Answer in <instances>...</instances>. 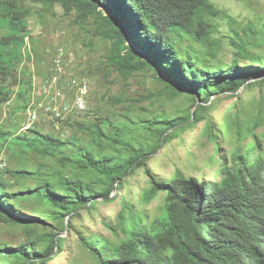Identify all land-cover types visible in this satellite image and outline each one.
<instances>
[{
  "label": "trees",
  "instance_id": "trees-1",
  "mask_svg": "<svg viewBox=\"0 0 264 264\" xmlns=\"http://www.w3.org/2000/svg\"><path fill=\"white\" fill-rule=\"evenodd\" d=\"M56 5L72 24L90 31L88 25L95 22L94 32L110 41V65L126 78L151 66L165 89H171L169 96L189 89L199 95L191 94L194 103L201 102L194 111L150 109L133 116L136 109L110 92L103 98L113 108L93 111L91 117V106L84 119L65 120L75 130L68 137L36 126L24 130L20 124L19 129L0 125V150L17 160L13 167L0 168V221L26 234L16 245L0 244V264H51L65 251L68 235L62 233L74 229L81 210L117 201L140 170L150 181L142 199L150 202L163 194L165 204L150 218L137 203L124 199L115 221L102 217L108 235L94 230L81 234L79 246L90 264H264V130H259L264 128V99L258 112L245 117L250 120L246 125L236 104L221 123L233 150L230 156L220 154L218 189L181 169L164 177L149 164L164 143L204 120L212 135L218 132L207 114L216 108L217 96L239 97L243 88L264 87V23L253 40L243 43L216 25V19L230 23L232 17L213 0H0V107L14 94L22 99V109L32 100L34 87L20 69L25 37L34 11ZM129 38L146 54L128 44ZM225 49L228 63L217 60ZM17 86L21 88L15 91ZM120 105L125 112L114 110ZM177 126L179 130L169 132ZM31 151L60 161L65 170L48 163L47 170L32 168L21 161ZM29 177L35 185L24 186ZM34 199L37 211L24 212L23 202ZM46 215L63 221L60 231L41 232L40 218Z\"/></svg>",
  "mask_w": 264,
  "mask_h": 264
},
{
  "label": "rangeland",
  "instance_id": "rangeland-1",
  "mask_svg": "<svg viewBox=\"0 0 264 264\" xmlns=\"http://www.w3.org/2000/svg\"><path fill=\"white\" fill-rule=\"evenodd\" d=\"M214 3L224 9L232 20L228 23L222 19H216V25L222 29H228V32L236 37L237 40L247 43L253 40L258 31V27L264 23V0H213ZM104 8V6H102ZM107 13V10H105ZM30 36L33 37L37 46V51H33L31 55L30 49L24 44L22 51L25 58L21 63L20 69L26 82L31 83L34 87L33 93L38 96L39 85L38 79L40 76L47 75L48 69L51 66L52 58L55 49L59 44H63L76 54V70L79 74L88 76L91 82V94L88 109L92 106L93 111L103 112L104 109L113 108L109 105L107 100L103 98L105 93H116L126 99V104L132 105L136 111L133 116L145 114L148 110H156L160 112H167L179 108L184 111L189 109L194 111L198 103L192 100L193 95H199L189 89H184L183 93H177L174 96H169L171 89H165V84L156 76V72L148 66L137 71L130 78H126L115 67L110 65L108 59L111 53L110 41L101 38L94 30L96 24L92 21L86 30L80 25L72 24L71 17L64 13L61 6L37 8L34 11V16L30 18ZM217 36H222V32L218 31ZM227 40V39H225ZM128 44L133 45V48L139 51L142 55L146 54L139 46L135 44L133 38H129ZM225 43V42H224ZM31 44L33 42L31 41ZM35 52V53H34ZM30 56V57H29ZM219 62L228 63L230 52L225 49L218 56ZM160 73L166 77L164 71L161 69ZM21 86H17L15 91L20 90ZM151 93H159L152 95ZM193 94V95H191ZM128 97V99H127ZM33 98V97H32ZM200 99V98H199ZM264 99V87L258 85L253 89L240 90L239 97H232L228 94H222L215 99L216 108L210 109L207 113L211 116L213 121H216V131L214 135L211 134L210 129L206 128V120L198 123L192 129H188L181 133L178 138L169 143H164L163 147L155 154H152L149 161L152 169L158 174L171 178L176 172L181 169L187 176H195L200 181H207L208 187L211 190L218 189L222 182L223 171L220 154H231L232 143L227 129L222 130L224 118L236 110L235 104L241 107L245 116L243 117L244 125L247 124L245 117L258 112L259 103ZM22 99L17 95L3 104L0 107V125L1 127H20L23 129L26 121L27 109H22ZM115 111L125 112L126 109L121 105L114 108ZM90 113V112H89ZM87 116V119L91 118ZM84 119V113L77 115L70 114L68 119ZM67 120V119H66ZM91 120H89L90 122ZM245 121V122H244ZM65 120L60 122V128L57 129L55 121L46 114L43 110H39V118L35 126L47 133L54 135L68 137L74 133V128L65 124ZM17 129V130H18ZM180 127L172 128L170 131H177ZM207 129V132H206ZM259 130L263 131L264 128ZM206 132V133H205ZM224 133V134H223ZM252 140V138H250ZM221 147V153L219 151ZM233 150V149H232ZM23 158V157H22ZM21 161L28 162L32 168H43L47 170V165H54L57 169L65 170L60 161L52 158L44 159L36 152L31 151L24 155ZM0 168L13 167L17 160L9 156L7 150H0ZM54 167H51L54 168ZM11 178H14L11 176ZM36 180L29 177L24 182V186L35 185ZM150 184L147 176L143 170L136 173L131 179L130 183L124 188L123 195L117 201L107 203H99L95 209H82L79 217L73 220V230L70 228L62 236H67L65 251L60 253L51 260V264H69L73 259H78L79 264H90V260L86 257L84 251L79 246V239L81 234L87 235L90 230L102 232L106 235L109 231L104 228L102 217H111L113 221L116 220L118 212L122 208L124 199H128L132 203H137L138 209L146 210L150 218L154 214L161 211V207L165 204L164 195L160 194L156 199L145 202L142 199V189ZM16 185V184H15ZM115 192L112 193V196ZM100 201L102 199L100 198ZM21 209L28 213H34L38 209V202L34 200H26L23 202ZM44 208V207H43ZM45 218H40L43 225L44 232L47 230H61L63 221L58 218L46 215ZM66 223L68 218H66ZM26 234L23 229L18 226L0 221V244L8 243L16 245V243L23 241Z\"/></svg>",
  "mask_w": 264,
  "mask_h": 264
},
{
  "label": "built area",
  "instance_id": "built-area-1",
  "mask_svg": "<svg viewBox=\"0 0 264 264\" xmlns=\"http://www.w3.org/2000/svg\"><path fill=\"white\" fill-rule=\"evenodd\" d=\"M25 40L32 55L30 34ZM75 58V52L65 45L59 44L56 47L48 74L38 79V96L33 93L27 107L24 130L35 127L40 109L55 121L57 129L60 128V122L68 119L70 114L77 116L88 110L91 82L88 76L78 73Z\"/></svg>",
  "mask_w": 264,
  "mask_h": 264
},
{
  "label": "clouds",
  "instance_id": "clouds-1",
  "mask_svg": "<svg viewBox=\"0 0 264 264\" xmlns=\"http://www.w3.org/2000/svg\"><path fill=\"white\" fill-rule=\"evenodd\" d=\"M262 261H264V260H262Z\"/></svg>",
  "mask_w": 264,
  "mask_h": 264
},
{
  "label": "water",
  "instance_id": "water-1",
  "mask_svg": "<svg viewBox=\"0 0 264 264\" xmlns=\"http://www.w3.org/2000/svg\"><path fill=\"white\" fill-rule=\"evenodd\" d=\"M67 223H68V221H67Z\"/></svg>",
  "mask_w": 264,
  "mask_h": 264
}]
</instances>
